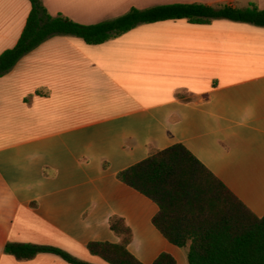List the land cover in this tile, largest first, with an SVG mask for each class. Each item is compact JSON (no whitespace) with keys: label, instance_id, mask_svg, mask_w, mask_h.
<instances>
[{"label":"crops","instance_id":"crops-1","mask_svg":"<svg viewBox=\"0 0 264 264\" xmlns=\"http://www.w3.org/2000/svg\"><path fill=\"white\" fill-rule=\"evenodd\" d=\"M82 24L131 8L204 3L264 9V0H43ZM30 0H0V55L18 42ZM181 143L256 217L264 216V27L216 19L140 24L103 44L56 35L0 77V264H72L54 253L19 260L8 243L60 248L95 264L91 242L118 243L152 264L187 251L154 224L159 205L118 178Z\"/></svg>","mask_w":264,"mask_h":264},{"label":"trees","instance_id":"trees-1","mask_svg":"<svg viewBox=\"0 0 264 264\" xmlns=\"http://www.w3.org/2000/svg\"><path fill=\"white\" fill-rule=\"evenodd\" d=\"M32 9L13 48L0 55V77L10 72L22 57L56 35L81 38L98 45L140 24L186 19L208 24L216 19L264 27V9L255 4L233 7L204 3H173L146 9L131 8L114 19L82 24L63 15L53 16L43 0H30ZM118 178L159 205L154 224L173 244L187 251L188 264H264V216L253 215L231 194L225 184L200 162L185 145L178 143L154 151L147 159L118 173ZM118 243L91 242L92 254L110 264H144L129 250L132 231L122 217L110 219ZM5 252L19 260L39 253H54L72 264H95L80 260L53 246L8 243ZM152 264H176L162 253Z\"/></svg>","mask_w":264,"mask_h":264}]
</instances>
